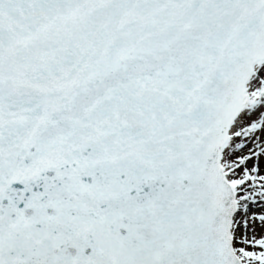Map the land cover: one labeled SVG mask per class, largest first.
Segmentation results:
<instances>
[{
  "label": "snow or ice",
  "instance_id": "6c2138e0",
  "mask_svg": "<svg viewBox=\"0 0 264 264\" xmlns=\"http://www.w3.org/2000/svg\"><path fill=\"white\" fill-rule=\"evenodd\" d=\"M0 264H264V0H0Z\"/></svg>",
  "mask_w": 264,
  "mask_h": 264
}]
</instances>
